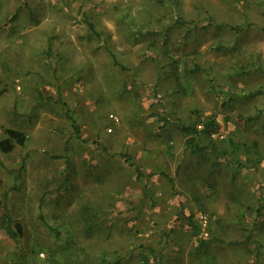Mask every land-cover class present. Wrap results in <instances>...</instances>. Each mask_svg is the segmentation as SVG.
Here are the masks:
<instances>
[{
  "label": "rangeland",
  "instance_id": "374dc122",
  "mask_svg": "<svg viewBox=\"0 0 264 264\" xmlns=\"http://www.w3.org/2000/svg\"><path fill=\"white\" fill-rule=\"evenodd\" d=\"M5 129L0 264H264V0H0Z\"/></svg>",
  "mask_w": 264,
  "mask_h": 264
},
{
  "label": "trees",
  "instance_id": "16d2710c",
  "mask_svg": "<svg viewBox=\"0 0 264 264\" xmlns=\"http://www.w3.org/2000/svg\"><path fill=\"white\" fill-rule=\"evenodd\" d=\"M89 29H91L94 33L95 30L93 29L92 23H88ZM236 29V28H235ZM112 57H114L111 54ZM259 93V91H255L252 93V95ZM242 120H250L253 117H240ZM165 122L164 124H166ZM179 129L185 134V143L184 147L186 150H188L191 154L194 155H201L205 149L209 148L215 155H219L221 153H225L224 150H216L214 146L207 144V145H201L198 142V138L203 136V135H209L211 131L214 130V124H213V119L208 120L203 126L202 129L199 130L196 126H186V125H179ZM7 138L4 140L0 141V149L3 152H10L13 147L14 143L23 145L24 142V135L21 132H18L14 129H5L4 130ZM230 145L232 147L233 151H236L238 148V144L234 143L233 141H230ZM251 152L252 155L254 156L255 160L257 162H261L262 157L259 155V152L257 150V144L256 142L252 143L251 146ZM125 159V161L129 162L130 157L127 154L122 155ZM253 159V158H252ZM137 178H140L141 172L139 171V168H135ZM188 223L192 227H194L193 222L191 221L190 216L188 217ZM16 225V224H15ZM0 227L5 231L6 235L9 236L11 239L15 240L18 234L21 232L20 227L16 225L17 228L13 227V220L8 214L6 208H4V212L0 217Z\"/></svg>",
  "mask_w": 264,
  "mask_h": 264
},
{
  "label": "built area",
  "instance_id": "2783aa9c",
  "mask_svg": "<svg viewBox=\"0 0 264 264\" xmlns=\"http://www.w3.org/2000/svg\"><path fill=\"white\" fill-rule=\"evenodd\" d=\"M17 88L19 89V86ZM110 118H112L115 121L117 120V118L115 116H113V115H111Z\"/></svg>",
  "mask_w": 264,
  "mask_h": 264
}]
</instances>
